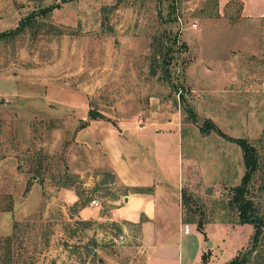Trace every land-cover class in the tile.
I'll return each mask as SVG.
<instances>
[{"label":"rangeland","instance_id":"rangeland-1","mask_svg":"<svg viewBox=\"0 0 264 264\" xmlns=\"http://www.w3.org/2000/svg\"><path fill=\"white\" fill-rule=\"evenodd\" d=\"M50 5L0 41V264H144L138 225L76 215L91 188L122 191L77 139L91 122L173 128L191 198L183 218L193 231L204 223L208 264L243 256L253 228L230 205L242 151L201 128L210 121L255 148L249 198L264 220V18H243L235 0H0V33ZM256 250L248 264H264V237Z\"/></svg>","mask_w":264,"mask_h":264},{"label":"crops","instance_id":"crops-1","mask_svg":"<svg viewBox=\"0 0 264 264\" xmlns=\"http://www.w3.org/2000/svg\"><path fill=\"white\" fill-rule=\"evenodd\" d=\"M225 5L231 0H218ZM242 4L241 16L246 19L264 18V0H237ZM142 126L111 128L90 123L77 133L92 152L103 159L105 170L122 191L101 195L91 188L85 204L68 188H60L58 195L68 199V205L79 203L77 217L84 221L108 220L138 225L142 244L148 247L144 264H200L204 253V235L190 228L183 232L181 204L182 170L185 160L179 158L178 134L171 127ZM172 144L174 145L172 153ZM175 156L167 158V154ZM97 178H99L97 176ZM111 186L105 180L100 188ZM111 190V189H108ZM96 193V194H95ZM97 200L99 207L90 205ZM109 204L105 212L101 202ZM193 225V224H192ZM193 234L192 239L190 236Z\"/></svg>","mask_w":264,"mask_h":264},{"label":"trees","instance_id":"trees-1","mask_svg":"<svg viewBox=\"0 0 264 264\" xmlns=\"http://www.w3.org/2000/svg\"><path fill=\"white\" fill-rule=\"evenodd\" d=\"M72 0H63V2H70ZM240 5L241 3L237 0ZM55 5L47 6L37 12H31L25 18H23L15 29L4 31L0 33V41L10 40L18 36L27 26L34 24L37 17H45L47 14L51 13L55 9ZM163 64L165 68H168L170 61H166ZM93 120L96 118L92 117ZM201 130L205 132L215 131L219 136L224 138L227 141L233 142L239 146L242 151V161L244 166V174L241 178V182L238 186H235L231 189V200L230 205L235 210L238 217V224H250L253 228V233L250 237V248L243 254V256L238 253L234 256L229 263L227 264H248V258L257 252V247L261 242V239L264 237V220L261 217L255 206L252 204L250 195V183L252 182L258 167V157L255 148L245 139H233L221 133L215 126L210 122L206 121L205 127L203 126ZM191 199L189 195H186V192H181V204L184 206L188 200ZM184 222H192L188 218L183 219ZM89 223V222H82ZM195 223V222H194ZM196 230L205 235L204 223L202 221L196 222ZM210 258V253H203L201 256L200 264H208Z\"/></svg>","mask_w":264,"mask_h":264},{"label":"built area","instance_id":"built-area-1","mask_svg":"<svg viewBox=\"0 0 264 264\" xmlns=\"http://www.w3.org/2000/svg\"><path fill=\"white\" fill-rule=\"evenodd\" d=\"M90 205H92L93 207H99L100 206L99 205V202L97 200H95V199L91 200ZM189 231H190L189 225L188 224H185L183 226V232L185 234H187V233H189Z\"/></svg>","mask_w":264,"mask_h":264}]
</instances>
